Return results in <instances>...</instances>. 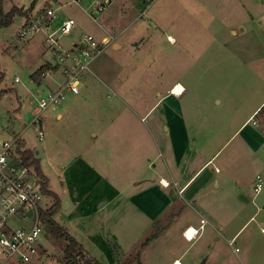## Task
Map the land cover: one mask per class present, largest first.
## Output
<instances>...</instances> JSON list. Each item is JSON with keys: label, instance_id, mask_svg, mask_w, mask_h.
<instances>
[{"label": "rangeland", "instance_id": "1", "mask_svg": "<svg viewBox=\"0 0 264 264\" xmlns=\"http://www.w3.org/2000/svg\"><path fill=\"white\" fill-rule=\"evenodd\" d=\"M95 1L40 0L1 30L0 140L41 150L38 167L61 204L55 221L101 264H264V186L255 193L257 177L264 182V0H112L100 15ZM67 19L76 26L62 35ZM53 33L63 51L84 35L104 51L80 94L33 124L72 65L53 57ZM46 65L59 71L37 86L31 76ZM175 84L179 96L168 93ZM183 170L185 181L199 173L181 194L173 177ZM196 190L211 220L188 240L184 225L201 224ZM55 202L43 193L46 209ZM64 250L46 233L42 264H64Z\"/></svg>", "mask_w": 264, "mask_h": 264}, {"label": "built area", "instance_id": "2", "mask_svg": "<svg viewBox=\"0 0 264 264\" xmlns=\"http://www.w3.org/2000/svg\"><path fill=\"white\" fill-rule=\"evenodd\" d=\"M73 2L80 3L81 0H73ZM107 4L108 1L96 0L95 14H102ZM46 14L50 18H55V12L52 9L47 10ZM89 16L95 20V15L89 14ZM37 23L39 26L44 25L40 20ZM75 26L76 22L73 19H67L62 24L60 32L62 35H69ZM46 27L48 28V25ZM36 29V25L29 27L21 34V38L33 34ZM55 37L56 33H53L46 38L53 57L60 59V64L68 61L72 62V65L63 69L64 82L57 91L40 99L33 124L38 123L49 108L61 105L68 95L80 94L82 74L89 71L91 62L104 51L90 35H84L77 46L67 52L59 48ZM110 41L112 42L113 39ZM49 75V73L44 75V78ZM16 81L19 82V79ZM39 137L43 140L42 131L39 132ZM22 142L20 137L13 141L0 140V264L33 263L41 252L47 229L42 221V211L48 210L43 205L42 181L36 174V169L25 165L22 157L17 153ZM263 186L264 182L261 176H258L255 193L259 194ZM202 226L204 228L205 221H202ZM190 230L193 228L186 231L188 240H192L199 234V231L194 229L192 236L188 237Z\"/></svg>", "mask_w": 264, "mask_h": 264}, {"label": "trees", "instance_id": "3", "mask_svg": "<svg viewBox=\"0 0 264 264\" xmlns=\"http://www.w3.org/2000/svg\"><path fill=\"white\" fill-rule=\"evenodd\" d=\"M40 0H33L30 12H25L21 9H13L8 13L4 12L3 5L5 0H0V32L1 30L10 27L15 19L20 16L27 18L31 13L34 12L36 5ZM30 13V14H29ZM59 71L58 66L46 65L41 67L37 72H35L31 79L34 84L41 86L44 81V75L52 72L57 73ZM24 142L20 143L17 153L22 157L25 165L36 167V172L42 181V191L47 196L55 197V204L47 211H42V218L47 227L46 233H49L51 237L56 240L63 241L65 243L64 254V264H101L98 260L90 257L86 254L81 245L70 236L68 231L63 227L59 226L55 221V217L61 211L60 200L48 190V180L47 177L42 173L41 169L38 167L37 160L35 159L34 153L30 150L23 151ZM146 246V241L142 244V247Z\"/></svg>", "mask_w": 264, "mask_h": 264}, {"label": "crops", "instance_id": "4", "mask_svg": "<svg viewBox=\"0 0 264 264\" xmlns=\"http://www.w3.org/2000/svg\"><path fill=\"white\" fill-rule=\"evenodd\" d=\"M106 2L108 1V4H111V2H112V0H105ZM107 4V5H108ZM106 5V6H107ZM37 11H38V9H37ZM36 11V12H37ZM50 18V17H49ZM51 19H49V21H50ZM50 23L51 22H49L47 25H48V28L50 27ZM172 39V38H171ZM117 46V45H116ZM115 47V46H114ZM119 48L121 49V48H123L122 46H120L119 45ZM176 85H179V84H175L171 89H169L168 90V93H169V95L170 94H172V90H173V88L176 86ZM57 89V88H56ZM51 90L50 91V93H53V92H55V91H57V90ZM39 94V93H38ZM168 95V96H169ZM175 95V94H174ZM71 97H76V96H73V95H70ZM175 96H177V95H175ZM262 106V105H261ZM261 106L260 107H258V109L249 117V119L243 124V126L241 127V128H243L252 118H253V116L259 111V109L261 108ZM60 118H62V116H60ZM185 124V123H184ZM24 142V141H23ZM210 162H211V160L209 161V162H207L206 163V165H204V167L205 166H207L208 164H210ZM186 171L185 170H183V171H180V173H179V176L177 175L176 176V174H175V177H173V181L175 182L174 183V185H176V187L177 188H179V186H180V184H181V188L179 189V192L181 193V194H183L184 192L185 193H187V191H188V186H189V184H190V182H191V180H193V178L196 176V174H198L199 173V171L190 179V180H184L183 178H184V176L186 175V173H185ZM216 172H218V169L216 170ZM171 181L169 180V179H167L166 177H162L161 179H160V183L164 186V188H171L172 187V184L170 183ZM164 183V184H163ZM165 183H167V186L165 185ZM218 184V186H219V183H217ZM203 196V192L202 193H200L198 190H196L195 191V193H191L190 194V197H192V199H193V202H195V203H197V205H198V207L200 208V212H197V218H199L200 219V226L199 227H196L195 225H192V223H188V224H186V225H184V229H186V228H193V229H195V230H198L199 231V235H200V233H203L204 231H207V227H206V225L210 222V212L208 211V209H207V205H204L203 204V201H202V196ZM107 204V203H106ZM106 204H103V205H101V209H104V207L103 206H105ZM213 218H215L214 216H213ZM202 221H205V226H204V228H202L203 226H202ZM74 238V237H73ZM75 239V238H74ZM76 240V239H75ZM80 245H81V247L84 249V247L82 246V244L78 241V240H76ZM84 251H85V249H84ZM43 258H44V255L42 254V252H40V254H39V256H38V258L33 262V263H31V264H42V260H43Z\"/></svg>", "mask_w": 264, "mask_h": 264}, {"label": "bare ground", "instance_id": "5", "mask_svg": "<svg viewBox=\"0 0 264 264\" xmlns=\"http://www.w3.org/2000/svg\"><path fill=\"white\" fill-rule=\"evenodd\" d=\"M182 91H183V87L181 85H177L173 88L172 93L179 96L182 93ZM165 185L167 186V183H165ZM193 233H194V229L190 230L188 237H191ZM176 264H181V263H176Z\"/></svg>", "mask_w": 264, "mask_h": 264}, {"label": "water", "instance_id": "6", "mask_svg": "<svg viewBox=\"0 0 264 264\" xmlns=\"http://www.w3.org/2000/svg\"><path fill=\"white\" fill-rule=\"evenodd\" d=\"M34 156H35V159H36L37 161H40V160L43 159V155H42L41 150H35V151H34Z\"/></svg>", "mask_w": 264, "mask_h": 264}]
</instances>
